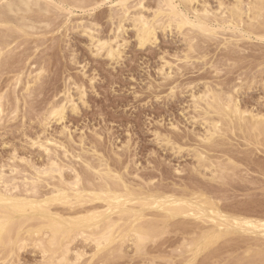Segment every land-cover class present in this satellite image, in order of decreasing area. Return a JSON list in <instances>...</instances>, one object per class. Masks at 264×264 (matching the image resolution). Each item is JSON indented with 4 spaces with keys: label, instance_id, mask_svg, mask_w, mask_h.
<instances>
[{
    "label": "rangeland",
    "instance_id": "obj_1",
    "mask_svg": "<svg viewBox=\"0 0 264 264\" xmlns=\"http://www.w3.org/2000/svg\"><path fill=\"white\" fill-rule=\"evenodd\" d=\"M157 1L160 0H85V3L88 5L98 2L97 7H90L85 10L81 8H72L73 10H70L67 7L64 8L58 5L57 1H55L56 4L51 3L50 5L51 12L53 13H49L50 15L48 14L45 16L41 15L39 17L40 19H46L45 21L48 19L51 27H47V29L43 25H38L41 27L39 29L40 31L35 30L36 32H28L29 34L32 33L31 35H25L18 30L12 33V35L16 37L15 41H17L11 46V48H14V55L11 56L12 59H9V61H12L9 64L13 65L14 62V65H4L0 67V69L4 68L0 71V95L3 94L6 99L4 100V120H2L3 123L1 122L0 124V126L3 124L0 127V167L2 169H0V173H4L5 176L10 178L18 176V173L15 175L9 172H13V170H10L13 168L12 165L18 167L20 165V169L23 166L22 171L24 169L25 172L29 168L27 161L29 164L32 163L31 165L36 164L35 166L37 168L44 169L48 163V156L42 148H39L38 145H33V143L35 141L45 142L46 137L50 139L54 137L53 139L59 142V144V140L62 141L64 139V144L69 147L67 151H75L74 155H72L73 157H77L78 153L79 156H81L80 154L84 156L86 154L90 158L94 157L95 160H92V162L98 163V157L94 156V148H92L95 147V149L97 148L96 151H99L97 156L105 157L104 160L114 170H120L119 172H121V170H125L124 167H128L125 171V174L128 173L126 179H130L128 181L131 183H128L131 184L132 188L134 186L135 190H140L139 192H142L144 189V192H147V190H149L148 183H150V189H156L157 191L162 190L160 191L161 193L168 195L169 193L172 195L173 192L177 195H179L178 193L184 194L185 191H187L185 194L191 191L204 192L220 207L222 206L221 210L228 216L231 215L264 221L263 137V141L261 137L259 139L256 138L258 143L254 137L250 138L243 135V133H229L227 136L219 137L220 140L217 138L215 144L213 143L214 147L219 143V147L214 149V147L211 146V148L210 145L212 144H206L199 138L200 135H205L204 133H206V130L204 131L205 125L201 119L198 118L197 123L195 121L196 119L194 116H198L199 113L198 110H195V106H193L194 101L192 99L193 93L198 95L204 91L203 89H205L207 85L212 88H216V86L219 85L217 88L223 89L224 91H228L229 89L232 90L233 87L236 86L239 88V86L243 85L242 94L240 93L239 95L241 106L247 107L255 114L264 113V42L258 41L252 36L254 34L251 35L249 33L248 28H250V26L247 25H249L248 22L250 21L247 19L248 17L245 16L246 22L247 20L248 22H245V25L239 30L231 29L228 25L211 24L212 30L214 32L216 30L217 33L209 37L198 31L199 34L197 30L194 31L195 29L190 31V27L187 28L188 26L182 31L177 29L163 30L159 27L157 30L156 43L153 45L148 43L145 47H140L135 37L136 31L134 32L135 29L132 27V22L125 21V9L128 6L132 7L133 4V6H135L141 2L145 8L147 7L143 12L150 21L154 22V16L159 8V2ZM219 1H223L226 5H230L234 4L235 0ZM219 1L200 0V3L193 4L192 7L200 9L202 6L200 4L206 2L211 10L213 9L212 11H215L218 9L217 6ZM71 2H75V0H71ZM242 7L245 9V12H247L250 9L249 7H251V0H244ZM180 9L185 12V14L189 13L187 16L190 19H194V15L191 16V14H193L191 10L189 11L184 5L180 6ZM35 16L38 18V15ZM163 17L164 21L167 20L165 15ZM263 20L264 19L261 18L262 22ZM87 21L90 22V24L98 23L99 29H97V31L100 32L98 33L99 36L113 39L116 35V26L122 21H124L123 24L127 22L124 25L125 36L122 34V37L113 44V46L117 48V45H122L121 42L124 41L123 39L129 37L126 39V42H123L124 44L121 47V51H123L120 60L119 58L117 61L116 59L113 60L117 63H114L110 58L104 56L105 54L99 55L95 50H92L93 47L89 41L90 39H88L89 37L84 35L81 29H76L81 22L87 23ZM262 22L251 27L250 31L253 28H263L264 24ZM156 24L158 25V23ZM242 37L244 38L242 39ZM192 39H194V44L198 51L191 53L190 56L193 59L188 61L185 59V56L187 53L186 51H189V46L192 44H190ZM128 40L130 41L129 43L127 42ZM235 41L238 43L237 45ZM16 54L18 57L15 56ZM203 54L206 55L205 58H202L204 56ZM16 57L17 61H22L23 66L22 64L21 66L20 64L16 66ZM37 57H39L40 60ZM35 60L38 61L36 62ZM169 63L171 64L168 65ZM0 65L2 64L0 63ZM38 65H42L47 69V73L39 82L41 85L39 83L34 84L31 90H25V85L29 80L28 75H30L31 71L38 69ZM6 67L14 68H11V70ZM161 67L165 71V74H171V78H168L167 75L161 71ZM170 68H173L172 72ZM17 69L19 73H22L20 79H23L19 81V83L16 82V78H18L19 74L16 72ZM217 71L218 73H216ZM34 75L35 73L33 76ZM252 81L255 83L251 84L250 86L252 87L248 89ZM15 83L18 85H15ZM75 84L84 86L83 90H86L84 101H80ZM171 88H175L174 96L169 95ZM67 89H70L73 100L78 104L79 113L72 112V109H69L68 106L63 121L59 123L53 120L51 123L46 120V122L44 116L48 108H50L53 103H63V100H65V94L63 95V93ZM17 100H19V103ZM17 109L18 113L16 111L13 114L12 112ZM11 116H13L12 120L10 118ZM193 118L195 120H193ZM53 133L55 135L57 133V137ZM157 133L170 137L175 143H178L179 146L184 147V151L180 154H176V152H173L174 149L171 148L172 146L166 145L165 142L158 137ZM197 134L200 135L197 136ZM39 135L40 139H38ZM42 135L45 137L43 140ZM61 135L64 138H62ZM72 135H74V137ZM63 141L61 143H63ZM92 143L94 146H91L93 145ZM59 144L55 146L53 143H49V146L51 145L53 149L57 148L54 150L57 152V156L59 155L62 165L64 164L66 167L68 165V167L71 166L74 169L76 168L73 171L72 169H65L64 178L66 181L72 180L75 176V174L72 173L77 170L81 177L83 176L82 182L83 180L85 181L86 174L83 170L86 166L84 165L85 168L83 167V164H85L83 163L84 160H80V158L75 159V157L72 158L70 155L71 152H69V155L67 153L69 157L67 155L62 156L66 150L59 148ZM207 145L211 150L206 148ZM74 148H77L79 151ZM59 149L60 151L63 150L61 154ZM191 149L206 150L205 152H208L206 155L212 158L213 161L225 162L226 165H231L229 167L233 169H229L227 177L226 179L224 178L223 181L214 180L211 177L210 171H204V169H202V171L206 173V177L202 178V175L201 177L193 170V166H196V164L198 165V159ZM14 150H16L15 153ZM185 150L187 151L185 152ZM89 154L93 155L90 156ZM10 155H13V157ZM19 157L27 159L25 160L26 164L22 162ZM85 159H87V156ZM229 159H231L234 164L232 162L229 163ZM13 161L14 163L12 164ZM73 161L75 163H73ZM76 166H78V168ZM117 166L121 167L118 168ZM177 169L181 172H177ZM3 170L5 171L3 172ZM137 170L138 172H136ZM231 170L232 172H230ZM82 171L84 173H82ZM21 175L23 174H20L18 178H22ZM94 176V173H92L93 182L101 181L100 179L97 180L96 176ZM57 177V180L48 178L49 181L45 180V182L43 179L41 180L42 183L39 181V185H41L40 189H42V191H40L42 193L52 191L55 185L59 184L58 181L60 180ZM46 178L47 177H45V179ZM230 179L232 181H230ZM42 185L44 186L42 187ZM1 187L2 184L0 183V189ZM142 188L143 190H141ZM164 191L167 192L164 193ZM52 208L53 211L58 209L56 211H59L61 214H64L66 211L69 213L67 210L68 207H65L66 210L61 206H53ZM158 211L159 210H151L146 213V221L149 224H154L156 231H154V239H149L147 243L142 246V249H137L132 242L133 238H135L133 237L134 234H130L131 241L126 240V243L121 245L117 243L110 247L111 249L96 253L95 251H97V248L94 242L90 240L87 241L84 237L83 239L79 236L76 240L73 239L74 241H71L67 246L68 251L70 249V252L66 255L68 260H70L69 262L71 264H189L194 253L191 251V248L187 246V243L201 237L203 232L213 230L216 225L211 222L205 223L182 217L172 219L168 222L163 218V213ZM19 220V217L13 219L11 227L4 233L5 239L0 244V264H51L50 261L53 260V263L58 262L56 259L60 257L62 253L61 250H56L57 255L53 256L56 257L55 259L51 254L50 257H48L49 254H44L42 248L36 245V241L41 238L47 242L50 233L43 231L39 235L35 234L30 222L27 223L28 225L25 224L22 226V232L16 233L14 228L21 222ZM161 222L163 223L161 224ZM166 225L167 231H165ZM11 231H13V233ZM162 231H164L163 234L161 233ZM33 234L36 236H33ZM256 235L250 233L246 234L245 232L244 234L236 232L226 235L218 242L206 248L205 251L202 250L200 255L198 254L199 256H197V259H193L191 264H264V237ZM8 238L10 239L8 240ZM18 239L22 240L24 243L27 241V245L25 244L20 251L16 248L19 244ZM8 245L11 246V250L8 248ZM78 251L79 253H77ZM121 251L122 253H119ZM80 253L83 254V257L76 260V256ZM9 254L11 256H9Z\"/></svg>",
    "mask_w": 264,
    "mask_h": 264
},
{
    "label": "bare ground",
    "instance_id": "obj_2",
    "mask_svg": "<svg viewBox=\"0 0 264 264\" xmlns=\"http://www.w3.org/2000/svg\"><path fill=\"white\" fill-rule=\"evenodd\" d=\"M55 1H57L58 5H60L64 8L67 7L70 10L72 8H81V9L85 10L87 8L89 9L90 7H97L98 6L97 5L98 2L96 4L88 5L85 3V0H75V2H71V0H0V63L2 64V65H0V67L1 66L3 67L4 65L5 66L12 65V64H9L12 62V61H9V59L11 58L12 55H14L13 54L14 48H11V46L13 44H15V42L17 41V40L15 41L16 37H14L12 35V33L15 30L23 32L25 35H31L32 33L29 34L28 32H34L35 30H39L41 28L40 27L41 25L45 26L46 28L51 27L48 19H47V21H45L46 19L45 20L40 19L39 17L41 15H44V16L48 15L49 13L52 14L53 12H51V8H50L51 6L50 5H51V3H55ZM157 2H159L158 3V5H159L158 11L156 12V14L154 12H152L155 14L154 22L150 21L149 18L143 12V10L146 9L147 7L145 8V6L141 2H140V4H138V5L136 4L135 6H133L134 5L133 4L132 7H129V6L127 8L125 7L126 8L125 9V18H126L125 21H127V22L131 21L132 22V27H133V29H135L134 32L136 31L135 37L137 38V42H138L140 47H145L148 43H150V45L151 44L153 45L154 43H156V41H157V30L159 27L162 28L163 30H165V29H169V30L170 29H177L179 31H182L185 27L188 26L187 28L190 27V31H193L195 29L194 31H196V30H197V32L200 31L203 35L209 37L212 35L214 36L217 33L216 30H215V32L212 30L211 24H213V23L220 24L222 26L228 25V26H230L231 29L239 30L240 28L243 27V25H245L246 17H248L247 19H249V21H250V22H248V20H247L249 25H247V24L246 25L250 26V28L254 27L257 23L262 22L261 18L264 19V0H251V7H249L250 9L248 11L246 10L247 12H245V9L242 7L244 0H235L234 4L229 3L230 5H226L223 1H219L218 6H217L218 9L215 11H212L213 9L211 10L209 5L206 3L208 1L200 4V5H202L200 9L192 7L193 4L200 3V0H160ZM249 4H250V2H249ZM182 5H184L186 8H188L189 11L191 10L193 12V14H191V16L194 15L193 16L194 19L192 18L193 20L187 16V14L189 15V13L185 14V12H183L180 9V6H182ZM200 5H198V6H200ZM155 7H157V6H155ZM52 8H53V5H52ZM148 8H149V6H148ZM70 10H68V11H70ZM58 14H59V12H58ZM35 15H38V18ZM164 15L167 17V20H165V21H164V17H163ZM74 17H76V16H74ZM55 18H56V16H55ZM123 22L124 21L120 22L118 24V26H116L117 30H115L116 35H115L114 39L113 38H103L104 36L103 37L99 36L98 33H100V32L97 31V29H99L98 23L97 24H95V23L90 24V22L87 21V23H89V24L83 23V22H81V24H79L80 23L79 22L78 23L79 25L76 27V29H78V30L81 29V32L84 35H87L89 37L88 39H90L89 41L91 42V46L93 47L92 50H95V52L97 54H99V55L105 54L104 56H106L107 58H110L112 61L115 59L117 61L118 58H119V60L121 58V53L123 51V50L121 51V49H122L121 47L124 44L123 42H126V39L129 38V37L126 39L122 38L124 41L123 42L120 41L122 43V45H117V48L113 46L114 42H116L119 38H121L122 34L124 35V33H125L124 25L127 22L125 24H123ZM156 23H158V25ZM160 23H161V25H160ZM262 23L264 24V20ZM38 25H40V26H38ZM247 26H245V27L248 28ZM74 27H75V25H74ZM74 27H73V30L75 31ZM250 28H248L249 33L251 35L254 34L252 36H254L255 39H257L258 41L264 42V27L263 28L260 27V28H256V29L253 28V29H251V31H250ZM44 30H46V29H44ZM46 31H48V30H46ZM78 32H80V31H78ZM78 35H80V34H78ZM243 38L244 37H242V39ZM18 40H20V39H18ZM127 42L129 43L130 41L128 40ZM32 43H33V41H32ZM128 43H126V44H128ZM194 43H195V41H194V39H192V42H190L191 45L189 46L190 48L188 47L189 51L187 50L186 51L187 53L185 52L186 53L185 59L188 61L193 59L190 56L191 53L198 51V49H196V46ZM231 43H233V42H231ZM237 44L238 43L236 42V45ZM188 45H189V43H188ZM223 45H225V44H223ZM197 48H199V47H197ZM238 48H239V46H238ZM200 52H201V50H200ZM196 54H195V56H196ZM15 56H17V54ZM17 57L15 58V61H16L15 64H16V66H18L17 64H20V66H21L22 61L21 60L17 61ZM205 57H206V55H204L202 58H205ZM37 58L39 59V57H37ZM77 59H78V57H77ZM22 60H23V58H22ZM116 61H113V62L115 63ZM17 62H21V63H17ZM25 62L27 63V60ZM36 62H34V63H36ZM45 64H44V66H45ZM170 64L171 63H169L168 65H170ZM13 65H14V62H13ZM22 66H23V64H22ZM171 67H172V65H171ZM6 68H5V71H6ZM11 68H14V67H10L7 69H11ZM15 68H18V67H15ZM25 68H26V66H25ZM1 69H4V68H1ZM1 69H0V71H1ZM80 69H82V68H80ZM172 69H171V72H172ZM32 70H34V69H32ZM84 70H85V68H84ZM23 71H24V69H23ZM161 71L163 73L165 72L162 69V67H161ZM177 71H178V69H177ZM12 72H15V71H12ZM16 72H18V69ZM34 73H35V75L33 76ZM46 73H47V69H45V67H43L42 65L39 66V68L36 69L35 71H31L30 75H28L29 80L27 81V84L25 85V87H26L25 90L26 89L31 90L32 85L38 84L42 80L43 76ZM216 73H218V71ZM21 74L22 73H19L18 78H16V82H18V83H19V81L23 80V79L22 80L20 79ZM165 75H167L168 78L171 76V74H165ZM167 77H165V78H167ZM254 83L255 82L252 81V83L249 84L248 89H250L252 87L250 85L254 84ZM16 84L17 83H15V85ZM12 85H14V84H12ZM218 86L219 85H217L216 88L215 87L212 88V87L207 85L205 87V89H203L204 91H202L198 95H196V93L195 94L193 93V96H192V99L194 101V102L192 101L194 104L193 106H195V110L196 111L198 110V113H199V115L197 114L199 117L195 115L197 118L194 116V118L196 120L194 118H193V120H195L197 123L198 118L201 119L205 125L204 131L206 130L205 131L206 133H204L205 135L202 136L200 134H197V136L200 135L199 138L202 139V141L205 142L206 144H209V143L212 144V145H210V147L211 146L214 147L213 143L215 144V141H217L216 140L217 138L227 136L229 133L235 134L237 132H240V133H243V135L248 136L250 138L254 137L255 139L256 138L259 139L261 137V139H262V137H263V139H264V113H256L255 114L253 111H251L247 107L246 108L242 107L240 102H239V97H240L239 95L243 90V85L239 86V88H238V86L233 87V89L230 87L232 90L229 89L228 91H224L223 89H218L217 88ZM75 87L79 93L80 101H84L85 91H86V90L85 91L83 90L84 86H82V85L80 86L79 84H75ZM223 87H225V86H223ZM169 93H170L169 95L174 96L175 95V88H171V91ZM29 94H30V91H29ZM64 94H65V96H64L65 100H63V103H61V104L60 103H56V104L53 103V105H51L50 108H48V111H47L46 115L44 116L45 121L47 120V121H50L52 123V121L54 120V121H58L60 123L61 121H63L65 119V114H66L65 111L68 108V106H69V109L70 108L72 109V112L79 113V111H78L79 106L73 100V97L71 96L70 89H67L66 91H64L63 95ZM241 96H243V95H241ZM159 99H160V97H159ZM4 100H6L5 96H3V94L0 95V124H1V122L3 123L2 120H4L3 119V115L5 114ZM17 101L19 103V100H17ZM55 102H58V101H55ZM61 102H62V100H61ZM14 103H15V101H14ZM84 105H85V103H84ZM16 111L18 113V109L13 111L12 113L14 114V112H16ZM35 111H37V110H35ZM19 115H20V113H19ZM12 117L13 116L10 117L11 120H12ZM13 122H14V120H13ZM51 123H48V124H51ZM42 128H44V127H42ZM176 131H178V130H176ZM70 134H72V133H70ZM45 135H46V133H45ZM56 135H57V133H56ZM157 135L162 141L165 142L166 145H171L172 146L171 148L174 149V150L172 149L173 152H176V154H180L184 151V147L179 146L178 143H175L173 141V139H171L170 137H168L166 135H160L158 133H157ZM42 136H43L42 137V140H43V138H45V137H44V135H42ZM72 136L74 137V135H72ZM53 138L50 139V138L46 137L45 142L41 141L42 142L41 143L39 141H35L33 143V145H38L39 148H42L48 156L47 157L48 163L44 167V169L43 168H37L35 166L36 164L31 165L32 163L29 164L27 161V165H29V168L28 169L26 168V169L28 172L27 171L24 172V169L22 171L23 166L20 169L19 168L20 165H19V167L16 165H14V166L12 165L13 168L10 170H13V172L9 171L10 173H13L15 175L18 173V176L20 174H23V175H21L22 178H18V176H14V177L12 176L13 178H10L8 176H5L4 173H0V183L2 184V187L0 189V244L4 241V239H5L4 233L6 230H8L11 227V223H12L13 219L19 217V219H20L19 221H21V222H19L18 225L14 228L16 233H19L22 229V226L27 224L28 222L31 223V226L33 228V232L35 234L39 235L43 231L44 232L47 231V233H50V235H48L50 237L48 238L47 242L44 241L43 238H41L38 241H36L37 242L36 245H38L39 247L42 248L44 254H49L48 257H50V254L52 257L54 255H57L56 250H61L62 253L60 252L61 255L58 259H56V257H53L60 264H71L69 262L70 260H68V257L66 256L68 254V252H70V249L68 251L67 246L71 241L72 242L74 241L73 239L76 240V238L79 236H81L82 238L84 237L87 241L90 240V241L94 242V244L96 245V248H97V251H95L96 253L97 252L100 253L106 249H111L110 247L114 246L117 243H120L119 245H121V244L126 243V240L131 241L130 236H129L130 234H134L133 237H135V238H133L132 242L137 247V249H140V248L142 249V246H144L149 239H154L153 235H154V231H156L154 224H149L146 221V218H147L146 213L148 211H151V210H159L160 212H162L163 218L165 219V221H168V222L171 221L172 219H175V218L177 219L178 217H182V218L202 221L205 223L211 222V223L216 225L213 230L205 231V232H203L201 237L196 238V239L187 243V246L190 247L191 251H193V253H194L193 257L191 258L192 260L190 261L189 264L192 263L193 259H195V258L197 259V256L200 255V252L202 250L205 251L206 248H208V247H210V245L218 242L221 238H223L226 235L233 234L236 232H241L244 234V232H245L246 234H248V233L255 234V235L257 234L256 236L260 235V237H262V236L264 237V221H257L254 219L251 220V219L241 218V217H237V216L235 217V216H231V215L228 216L227 214H224L223 211L221 210L222 206L220 207L210 196H207V194H205L204 192L191 191V192H188L187 194H185V192H187V191H185L184 194L178 193L179 195H177L173 192L172 195L170 193L168 195V194L161 193L160 191H162V190H160V189H158L160 191H157L154 188H153L154 190L150 189V183H148L149 184L148 185L149 190H147V192H144L145 189L143 190V188L141 189V190H143L142 192H139L140 190L139 191L135 190L134 186L132 185L133 186V188H132L131 184L128 183V182H130V181H128L130 179H128V180L126 179V175L128 173L125 174L126 173L125 171L128 169V167H124V169H125L124 171L121 170V172L123 171L122 173H124L125 175L122 174L121 172H119L120 170H114L104 160L105 157L103 158L102 156H99V155L97 156V153L99 151L97 152L96 151L97 148L95 149V147H92V148H94L93 149L94 150L93 152L95 154L94 156L98 157V161H97L98 163L92 162V160L93 161L95 160L94 157H91V158H93V159H91L85 153H84L85 156L83 154H80L81 156H79V153L77 152L78 153V155L76 153L77 157L74 156L75 159L80 158V160H84L83 163H85V164H83V167H84V165L86 166V168L84 167L85 169L83 170V171H85V174H86L85 181L83 180V182H82L83 176L81 177L80 173H78L79 172L78 170L74 171V173H72V174H75V176L73 175L74 178L72 180L68 177L70 179V181H66V179L64 178L65 169L68 168V170L72 169V171H73L76 168L74 169L73 167L70 166V164H69L70 167H68V165L66 163L65 164L67 165V167L64 166V164L63 165L61 164V161L59 159V155L57 156V152L54 150L57 148L53 149L51 147V145L49 146V143H53L55 146H57L59 144V142H57ZM62 138H64V137L62 136ZM38 139H40V135H39ZM263 139H262V141H263ZM218 140H220V138ZM59 141H60V144H59L60 147L59 148H63L64 150H66V152L64 153L65 155L63 154L62 156H66L67 153L69 155V152L72 153V154L70 153L71 156L74 155L75 151H69L68 152L67 150H69V147H67V145L64 144V141H63V143H61L62 142L61 140H59ZM256 141L258 142L257 139H256ZM29 142H31V141H29ZM65 142H66V139H65ZM70 143H71V140H70ZM96 143H97V141H96ZM73 146H75V145H73ZM91 146H94V144ZM219 146L220 145L218 143V145H216L214 147V149H216V147H219ZM70 147H72V146H70ZM210 147H208V145L206 146L207 149L208 148L210 149ZM75 150H78V149L76 148ZM191 150H193V149H191ZM15 151L16 150H14V153H15ZM59 151H60V149H59ZM61 151L63 152V150H61ZM61 151H60V154H61ZM123 151H125V150H123ZM186 151L187 150H185V152ZM193 151H194L193 153L195 154V157L198 159V165L196 164V166H193V170L195 173L197 172V174H199L200 176L202 175L203 176V177L201 176L202 178L206 177V173L202 171V169H204V171H206V170L210 171V173L212 175L211 177L214 180H220V181L222 180L223 181L224 178L226 179L227 173L229 172V169H233V168L229 167L231 165H228V164L226 165L225 162L222 163V162H218V161L215 162V160L213 161L212 158H209L208 155H206V153L208 154V152H205L206 150L201 151V150L195 149ZM83 152H85V151H83ZM16 154H17V152H16ZM16 154H14V155H16ZM92 155H90V156H92ZM10 156L13 157V155H10ZM17 156H19V155H17ZM86 156H87V159H85ZM74 157L72 156V158H74ZM89 159H91V160H89ZM20 160L22 162H25V164H26L25 160H27V159H22V157H21ZM66 161H67V159H66ZM70 161H72V160H70ZM16 162H17V160H16ZM228 162L229 163L232 162L231 159H229ZM13 163H14V161L12 162V164ZM19 163H15V164H19ZM62 163H64V162H62ZM73 163H75V162L73 161ZM5 164H6V162H5ZM9 164H11V163H9ZM75 165H77V164H75ZM76 167L78 168V166H76ZM120 167L121 166H119L118 168H120ZM6 168H7V166H6ZM0 169H1V167H0ZM4 171L5 170H3V172ZM83 171H82V173H84ZM176 171L181 172L178 169ZM136 172H138V170ZM230 172H232V170ZM92 173H94L97 180L98 179L101 180L100 181L101 183L99 181L93 182ZM234 173H235V171H234ZM73 176H71V177H73ZM45 177H47V178L45 179ZM56 177L60 180V181H58L59 184L55 185V188L53 190L51 189L52 191H49V192L46 191L47 193L46 192L42 193L41 192L42 189H40L41 185H39L40 182L42 183L41 180L43 179V181H45V180L49 181V179H56ZM133 180H135V179H133ZM230 181H232V180L230 179ZM84 182H85V184H84ZM43 186L44 185H42V187ZM166 192L167 191H164V193H166ZM53 206H55V207L61 206L62 208L68 207L69 209L67 208V210L69 211V213H67V211L64 213L63 212L64 210H63L62 212L64 214H61V213H59V211L58 212L56 211L58 209L53 211L52 210ZM62 208H61V210H62ZM65 210H66V208H65ZM156 222H157V220H156ZM162 223L163 222H161V224ZM158 224H159V222H158ZM123 227H125V228H123ZM166 229H167V225H166L165 231H167ZM11 232L13 233V231H11ZM161 233L163 234L164 231H162ZM44 234H46V233H44ZM33 236H36V235L33 234ZM45 236H47V235H45ZM21 238H22V236H21ZM9 239L10 238H8V240ZM24 241H26V240H24ZM18 242H19V244L17 245L16 248H18V251H20V249H22L24 247V245L26 244L27 241L24 243L22 240L18 239ZM13 245H12V247H13ZM8 248L10 249L11 246H9ZM77 253H79V251ZM81 253L78 254V256H76L77 257L76 260H79L81 257H83L82 256L83 254H81ZM119 253H122V251ZM10 254H11V252H10ZM10 254H9V256H11ZM53 261H50L51 264L53 263ZM58 262H56V263H58ZM56 263H53V264H56ZM129 263H131V262H129Z\"/></svg>",
    "mask_w": 264,
    "mask_h": 264
}]
</instances>
